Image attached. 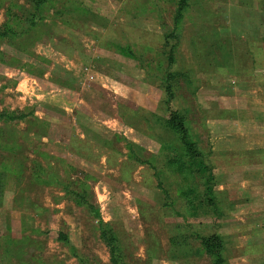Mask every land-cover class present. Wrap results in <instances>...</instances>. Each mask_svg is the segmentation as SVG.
I'll list each match as a JSON object with an SVG mask.
<instances>
[{"label": "rangeland", "instance_id": "obj_1", "mask_svg": "<svg viewBox=\"0 0 264 264\" xmlns=\"http://www.w3.org/2000/svg\"><path fill=\"white\" fill-rule=\"evenodd\" d=\"M252 46L264 0H0V264H112L103 228L124 264H264L212 150L262 125L220 103Z\"/></svg>", "mask_w": 264, "mask_h": 264}, {"label": "crops", "instance_id": "obj_2", "mask_svg": "<svg viewBox=\"0 0 264 264\" xmlns=\"http://www.w3.org/2000/svg\"><path fill=\"white\" fill-rule=\"evenodd\" d=\"M248 51L254 61V67H251V70L243 68L235 71L238 75L236 80L237 84L234 87L236 89L235 95L230 96L227 103H220L223 104L222 107L224 109L235 111L243 109L264 113V99H260V96H264V83L259 71V69H262V72L264 71V50L261 47L252 46ZM234 82L235 80H233ZM247 94L249 95L247 96L249 100L245 98ZM247 120L253 126V119ZM254 120L258 121L255 123V126L262 124L259 132H249V130L244 128L234 131V133L239 132L246 135L244 137L247 139L243 144L235 142L233 146L218 148L214 146L212 148V150L219 149L213 150V155H215V151H219V160L226 158L225 161L227 162L223 165H219L218 162H215L217 165L214 163L216 165H214L216 171L224 170L228 174L227 177L225 175L223 181L219 180L216 182V189L226 191L234 196L231 197L229 195V198L230 200L236 199L235 209L241 208L242 206L243 209H249L250 213L264 209V116L262 118H254ZM239 122L243 121L241 120ZM219 124L216 125L219 127ZM242 124L246 125L245 123ZM216 129L215 127V137L218 136V138L215 142H218L221 141L222 136L221 134H217ZM233 230L239 232L242 228H233ZM263 245L261 244L260 248Z\"/></svg>", "mask_w": 264, "mask_h": 264}, {"label": "trees", "instance_id": "obj_3", "mask_svg": "<svg viewBox=\"0 0 264 264\" xmlns=\"http://www.w3.org/2000/svg\"><path fill=\"white\" fill-rule=\"evenodd\" d=\"M25 115H19V116H16L17 118H23ZM178 127H180L179 129H178V131L179 132H184V128H182L183 126L179 123L178 124ZM185 135V134H184ZM88 208L92 211L93 209H94V207H93V205H89L88 206ZM215 232V231H214ZM101 237H102V239L104 240V241H106V243H107V245L110 247V261H111V263L112 264H124L123 262H121V260H119L118 259V257H117V255H116V253H114V248L113 247H111L110 245H109V240H108V234H106V230H105V228H103L102 230H101ZM217 236L215 235V234H213L212 233V235L211 236H209L208 238L209 239H206L204 242H205V245H206V247L207 248H211V245L213 244V243H209V241H213L215 238H216ZM58 239H60V240H62V241H67V237H66V235H64L63 233H59V235H58Z\"/></svg>", "mask_w": 264, "mask_h": 264}]
</instances>
